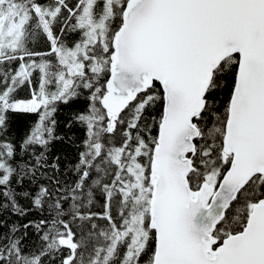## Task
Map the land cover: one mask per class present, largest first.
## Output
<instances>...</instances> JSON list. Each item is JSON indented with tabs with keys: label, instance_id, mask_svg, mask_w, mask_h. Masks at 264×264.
<instances>
[{
	"label": "snow or ice",
	"instance_id": "1",
	"mask_svg": "<svg viewBox=\"0 0 264 264\" xmlns=\"http://www.w3.org/2000/svg\"><path fill=\"white\" fill-rule=\"evenodd\" d=\"M4 213L0 264H264V0H0Z\"/></svg>",
	"mask_w": 264,
	"mask_h": 264
},
{
	"label": "trees",
	"instance_id": "2",
	"mask_svg": "<svg viewBox=\"0 0 264 264\" xmlns=\"http://www.w3.org/2000/svg\"><path fill=\"white\" fill-rule=\"evenodd\" d=\"M81 99H77L72 103H69L67 105H59L58 106V111L55 113V118L57 121V126H56V135L57 136H62L63 139L61 140H54L49 148L48 151V162L50 160H52L58 149L65 143L66 138H67V131H68V127H66V125L68 124L72 114L77 110V105L79 104ZM12 120L15 121H19L21 123V132L19 137L17 138L16 141V146L17 148L19 147V143L22 140V138L25 136V134L27 133L31 123L33 120H35V116H30V115H24V114H16L13 115L11 117ZM72 164L69 163L67 164L64 169L62 170V172H60L59 175V179L62 181V183H67V184H71L76 180V176L74 175V173L70 170V166ZM43 182L46 183L47 178H42L41 179ZM13 186L16 187V190L18 192L23 191L25 188H29L30 184L25 182V184L23 185V187L21 186H17L15 184V181H13ZM30 189V188H29ZM19 203L23 206L27 205V202L24 199H20ZM103 203V197L98 193L97 197H96V201L93 205V210L94 211H102L101 205ZM67 207V205H66ZM38 216V213H36L35 211H33L32 214H30L29 216L25 217L23 221L21 222H26V220L28 219H33L36 218ZM8 217V213H4L3 217L0 218H7ZM20 219L19 217L16 216H12L11 220H17ZM11 222V221H10Z\"/></svg>",
	"mask_w": 264,
	"mask_h": 264
},
{
	"label": "rangeland",
	"instance_id": "3",
	"mask_svg": "<svg viewBox=\"0 0 264 264\" xmlns=\"http://www.w3.org/2000/svg\"><path fill=\"white\" fill-rule=\"evenodd\" d=\"M45 48H46L45 45L39 46V50H44ZM19 95L23 97L26 95V92L21 91ZM80 99L81 100L79 104L77 105V110L75 112L84 111L85 108L87 107V101L83 97H81ZM20 132H21V123L19 121L10 119L6 138L12 141L16 145V141L20 135ZM69 137H71L72 139L69 140ZM83 137H84V129L79 127L76 124H73L71 128H68L67 138H66L65 143L58 149L55 157L49 161V164L58 156L60 158L59 159V164H60L59 173L62 172V170L67 164L69 163L74 164L77 159V154H78V149L75 145L79 144L80 141L83 139ZM47 173L49 176L53 175V172L51 169L47 170ZM47 182L48 181H46V183ZM40 183L45 184V182H43L42 180L40 181ZM29 188L30 190H34L35 186L30 185Z\"/></svg>",
	"mask_w": 264,
	"mask_h": 264
}]
</instances>
